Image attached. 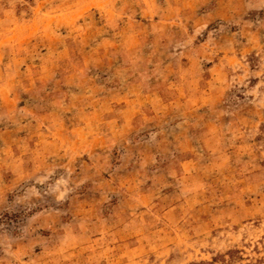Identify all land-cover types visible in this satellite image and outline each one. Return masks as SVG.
Returning <instances> with one entry per match:
<instances>
[{
  "label": "rangeland",
  "instance_id": "rangeland-1",
  "mask_svg": "<svg viewBox=\"0 0 264 264\" xmlns=\"http://www.w3.org/2000/svg\"><path fill=\"white\" fill-rule=\"evenodd\" d=\"M0 264H264V0H0Z\"/></svg>",
  "mask_w": 264,
  "mask_h": 264
}]
</instances>
